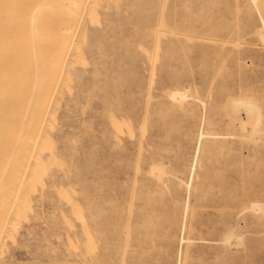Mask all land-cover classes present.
Instances as JSON below:
<instances>
[{
	"label": "rangeland",
	"instance_id": "obj_1",
	"mask_svg": "<svg viewBox=\"0 0 264 264\" xmlns=\"http://www.w3.org/2000/svg\"><path fill=\"white\" fill-rule=\"evenodd\" d=\"M86 5L0 264H264V0Z\"/></svg>",
	"mask_w": 264,
	"mask_h": 264
},
{
	"label": "bare ground",
	"instance_id": "obj_2",
	"mask_svg": "<svg viewBox=\"0 0 264 264\" xmlns=\"http://www.w3.org/2000/svg\"><path fill=\"white\" fill-rule=\"evenodd\" d=\"M87 1L0 0V232L10 220L13 204L20 198L22 201L23 190L30 183L29 173L44 122L48 112L54 111H49L53 83L63 72ZM176 94L186 96L179 91ZM239 103L252 105L245 99ZM258 202L249 203L248 209L264 210ZM242 218L248 220L246 215ZM236 222L230 217L224 220L215 259L226 255L233 261L236 250L230 245L240 227Z\"/></svg>",
	"mask_w": 264,
	"mask_h": 264
}]
</instances>
